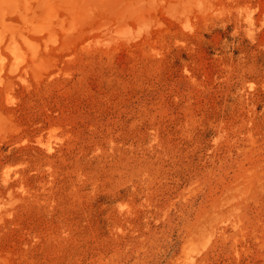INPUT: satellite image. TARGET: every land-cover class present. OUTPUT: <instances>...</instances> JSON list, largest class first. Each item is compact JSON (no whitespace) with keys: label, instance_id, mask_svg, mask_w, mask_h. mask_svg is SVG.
I'll list each match as a JSON object with an SVG mask.
<instances>
[{"label":"rangeland","instance_id":"obj_1","mask_svg":"<svg viewBox=\"0 0 264 264\" xmlns=\"http://www.w3.org/2000/svg\"><path fill=\"white\" fill-rule=\"evenodd\" d=\"M0 264H264V0H0Z\"/></svg>","mask_w":264,"mask_h":264}]
</instances>
